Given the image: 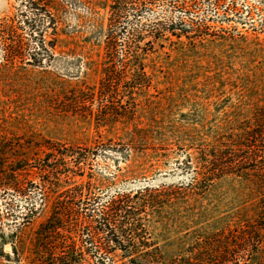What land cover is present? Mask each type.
<instances>
[{"label": "rangeland", "instance_id": "374dc122", "mask_svg": "<svg viewBox=\"0 0 264 264\" xmlns=\"http://www.w3.org/2000/svg\"><path fill=\"white\" fill-rule=\"evenodd\" d=\"M56 1L49 2L54 7H48L53 14L49 18L42 15L45 0H33V5L28 0H0V135L6 143L15 145L16 155L29 158L41 154L42 148L36 150L37 145L43 146L48 140L79 147L86 164L77 173H85V179L87 173L91 175L95 196L148 182L171 186L173 193L182 192L192 174L186 169L184 151L178 145L170 141L131 145L121 135L120 123L96 129L88 118L89 109L96 111L104 103L115 108L124 106L127 98L123 83L118 85L115 97L85 99L78 106L69 102L70 87L86 89L98 83L105 53L101 41L108 27V0ZM178 16L191 25L180 38L166 30ZM153 27L164 31L165 37L158 41L157 53L150 55L147 68L153 73L145 100L152 102L154 125L167 131L176 130L178 125L196 127L183 129L178 134L182 139L193 131L201 134L205 127L219 126L225 121L223 114L229 118L239 113L237 109L246 106L245 98L263 99L264 0H153L140 11L129 10L114 27L118 37L114 53H123L121 43L130 31H146L148 35ZM33 29L52 42L40 46L30 34ZM13 39L21 41L14 58L7 48ZM119 68L116 62L115 69ZM72 109L86 115L76 116ZM29 144H33L32 155L26 154ZM126 150L131 156L126 157ZM20 174L23 181L35 180L30 171ZM235 188L234 183L222 180L204 196L177 201L169 210L142 223L166 258L191 256L195 224L185 219L192 218L195 211H203L201 227L221 229L237 205ZM23 193L0 179V233L5 236L14 230L11 214L26 212L29 201H39L36 190ZM55 195L64 198L71 193L60 190ZM100 200L95 204L98 209ZM84 210L87 212V208ZM44 216L45 212L40 211L15 232L17 254H13L6 238L0 264H36L28 257V247ZM100 237L103 239L104 233ZM85 241L81 236L77 242ZM104 254L100 249L96 258H89L90 263L98 260L100 264H122L119 249Z\"/></svg>", "mask_w": 264, "mask_h": 264}, {"label": "trees", "instance_id": "16d2710c", "mask_svg": "<svg viewBox=\"0 0 264 264\" xmlns=\"http://www.w3.org/2000/svg\"><path fill=\"white\" fill-rule=\"evenodd\" d=\"M152 1L108 0L105 39H97L105 47L98 83L86 89L70 87L72 97L68 100L78 106L85 99L92 101L95 97H115L118 85L123 83L126 104L115 108L104 103L96 111L89 109L88 118L94 121L96 129L120 123L121 135L131 145L146 146L168 141L178 145L180 151H184L186 169L192 174L190 181L182 187V192L176 193L171 186L160 187L148 182L143 186L95 196L91 175L87 173L85 179V173H77L86 164V156L79 147L48 140L43 146L37 145L36 150L40 146L42 148L41 154L29 158L25 154L16 155L15 145L6 143L5 137L0 135L1 181L9 182V186L17 192L36 190L40 194L38 203L35 200L28 202L30 206L27 205L26 212L11 214L14 230L6 236L0 233L1 256L3 243L8 237L13 254L18 253L15 232L44 211L45 216L38 223L28 247V257L36 264H100L98 260L89 261V258L98 256L100 249L104 255L119 249L122 264H264V96L263 99L245 98L246 106H240L237 109L239 113L229 118L223 114L225 121L219 126L205 127L201 134L193 131L186 138L180 139L178 134L195 126L184 128L185 125H178L176 130L167 131L154 125L156 117L150 113L152 102L145 100L153 73L152 68L150 71L147 68L158 41L165 38L164 31L159 32L153 27L145 35L146 31L132 30L121 43L123 53H114L118 45L114 27L121 23L129 10L140 11ZM28 2L33 5V0ZM49 2L53 4L55 0H45L41 6L44 10L42 15L52 18L49 8L54 7ZM188 26L191 25L178 16L170 21L166 30L180 38L188 32ZM30 34L42 47L52 42L45 40L34 29ZM53 38L56 40L57 34ZM10 42L7 48L10 47L9 55L14 58L19 54L21 41L13 39ZM116 62L120 67L117 70ZM62 95L67 94L63 92ZM71 111L79 117L86 115L82 111ZM185 141L187 143H181ZM32 146L29 144L26 154H33L30 153ZM125 154L126 157L131 156L130 150H126ZM23 170L32 172L35 180L23 181L20 174ZM222 180L236 185L234 195L237 205L229 213L230 221L221 229L203 228L199 220L204 217V212L195 211L192 218L185 219L195 224L192 232L195 241L191 245L193 254L166 258L150 239L143 219L148 220L164 209L169 210L177 201L204 196ZM60 190L71 195L60 198L55 195ZM99 199H102L100 209L95 207ZM178 222H181L180 219ZM100 233H104L103 239ZM81 236L88 246L77 242Z\"/></svg>", "mask_w": 264, "mask_h": 264}]
</instances>
